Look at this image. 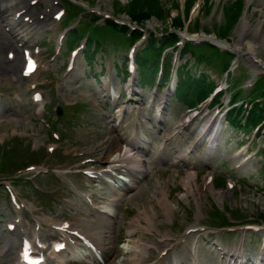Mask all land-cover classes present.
<instances>
[{"label":"rangeland","instance_id":"374dc122","mask_svg":"<svg viewBox=\"0 0 264 264\" xmlns=\"http://www.w3.org/2000/svg\"><path fill=\"white\" fill-rule=\"evenodd\" d=\"M35 1L36 4H34ZM139 1L26 0L27 5L32 10L34 8L32 13L28 7L24 8V4L20 3L21 0H0V169L6 170L1 172L0 176L2 178L10 174L11 176L14 175V178L23 177L26 175L25 169L33 164L38 168L44 167L50 171L71 172L67 175L52 172L32 174L27 179L14 182V186L18 188L20 197L24 201L35 203L41 208L39 214L43 212L42 207H44L47 214L50 209L51 213L49 215L51 217L61 216L64 212L61 210L60 205H63L61 203L64 201L63 197L69 189L70 183L76 181L79 186L86 183L84 175L80 172L78 173L79 176L75 171L86 169L92 166L93 163L105 165L108 162L106 160L109 155L124 148V142L122 140L121 142L117 141L114 133H112L114 121L117 118L115 106L119 107L118 105H120L125 110L123 116L125 123L129 124L128 131L131 134L135 129L138 132L141 130L134 118V113H132L133 108L137 105L131 99L137 101L139 99L155 98L153 93L156 86L151 85V78H148V75L156 78L157 75L155 76L154 72L145 74L144 78L141 79V82L145 83L144 85L153 86L152 90L146 88L141 90L145 93L144 97L126 95L123 92L124 94L118 99V95H115L110 101L109 98L105 97L104 87L100 84L98 77L96 78L94 75L96 71H92L97 70L100 76L102 70L105 69L106 74L103 76V80L107 83L112 75L108 74L106 68L116 66L119 72V81L124 79L122 73L127 75L125 59L130 46L129 43L127 46L120 44L125 43L123 33L108 34L107 30L89 27L91 34H95L93 36V42L95 43H93L92 48L98 45L96 37L102 45L97 48L94 54L90 55L93 58L87 56L86 53H79L74 69L68 71L67 65L70 53L67 50L75 42L74 35H71V41L61 51L59 50L60 39L62 36H67L66 34L70 31L73 32L77 29L86 31L90 25L89 21L78 25L76 17H73V20L68 23L70 25L67 24L68 19L72 17H68V9L73 3L90 7L93 10L99 8L102 12L108 13L117 20L125 23L130 22L133 27L136 24L131 21L130 16L146 13L151 17L146 21L149 28L147 31L156 33L161 39L164 36L169 37L174 28L179 29L177 20L182 19V17L189 19L192 10L197 5H199V9L194 17H191L192 22L189 26L193 34H200L204 30L209 35H216L217 31L222 33L228 24L227 16L232 11L231 19L235 21L226 28V32H223L225 33L224 39L234 47L238 46L239 50L244 53L249 50V45L252 44L255 47L256 59L264 60V0L250 1L251 6L248 11L247 9L242 10L246 5L244 3H247L248 0H154L156 3L154 6L136 5ZM184 1L186 4L185 9H183L185 6L183 5ZM16 2L19 4L13 7L12 4ZM9 5H12L15 10H19L17 13L20 20L24 17L37 20L35 29L37 31L33 32L31 40L36 41V43H33L35 46L32 47V55L36 56L40 68L34 76L29 78H23L22 76L26 55L23 52L19 53L17 49L19 43L14 39L15 37L20 38V36L16 33V30H11V27L8 26L10 31L6 29V16H11L10 14L13 13L12 11L7 12ZM62 9L66 12V16L63 15L56 21L54 16ZM87 13L85 12L82 15L93 19ZM73 14L75 15L76 12H73ZM88 18H84L83 21ZM53 21L55 22L53 28H50L49 24L46 26V23ZM101 24L102 21L98 26L101 27ZM256 27H260L256 34L261 36L263 42L241 43V39L249 38L247 35H251ZM8 34L13 39L9 38ZM84 39L76 45H83ZM137 43L135 49L137 55L152 54L144 49L146 46L145 40ZM24 47H22V50L25 49ZM159 50H162V48ZM168 51L169 55L176 58L177 53L175 54V50ZM210 52L208 49L199 48L196 49L194 54L192 53L194 59H190V55H186L177 62V66L184 67L185 71L188 72L186 74L187 81L192 83L201 74L211 72L218 73L220 77L224 60L220 57L214 59L213 53ZM9 53L13 54V58L9 57ZM89 58L94 62L92 65L87 61ZM119 58L120 60H118ZM144 58L139 59L142 66L146 61ZM189 60L190 63L186 64L185 62ZM236 62L237 67L232 73L233 81H231L233 87L231 86L229 92H225L220 100L221 107H224L225 111L230 110L226 114L223 111L218 115L216 108H208L207 104L188 111V105L194 98V96H191L193 91L180 92L178 98L176 97L172 101L171 109L167 110L163 125L160 126L161 131L158 133L150 127L156 121L153 112L156 107L149 110L148 107L142 105L144 102L138 101L139 107L137 108L145 119L141 127L148 134L151 141L146 152V160L149 162V166L145 167L148 172L138 183L134 192L126 194L124 198L120 197L121 199L117 201L120 204L117 207L116 216L106 217L109 225L106 240L109 254L106 264H110L112 261H123V264L132 263L135 252L124 251L125 245L123 249L122 246L120 248L119 246L121 243L130 240V238L124 236L129 218L133 215H140V211L148 209L150 205H153L156 209V218L154 219L159 232L139 233L137 239H140L142 244L153 243L156 251L153 252L152 259L155 262L159 253L172 246H174L171 249L172 251L181 252L179 242H182L185 233L196 225L201 227L202 231L190 238L189 247L192 248L195 242L198 241L201 246L200 258L202 264L207 262L214 264L213 256L216 247L213 244L223 242L228 243L232 248L235 244L237 248H240L239 244L243 241V237L245 238V244L242 245L245 250L247 249L252 256L258 254L254 252L256 248L255 236L251 237L249 233L245 234L243 232L248 231V227L252 225L262 228L260 220L264 219V138L261 136L262 131L260 129L252 130L247 126L246 117L249 108L244 100L252 96V93L249 92L250 86L263 77L264 69L246 54L237 56ZM168 68L167 65L166 72ZM86 75L90 78H86ZM216 81L219 85H223L225 76L222 75L219 79L216 78ZM127 83L129 84L130 81ZM262 83L264 84V80ZM163 86L159 88L157 93L160 92L159 95L164 97L163 90L165 88ZM240 91H243L242 94H240ZM34 92H38L43 96L45 110H41L42 114L38 112L40 106L33 103L32 94ZM256 93L264 95L263 85ZM18 95L21 96V102L15 101V97ZM231 95H234L233 102L235 104L226 107ZM259 100L264 101L263 99ZM70 104H77V107L67 110L66 107ZM193 104L196 103L193 102ZM59 106H66L61 107L63 112L61 117H57L55 114ZM235 106L237 108H234ZM197 109L198 113L195 112ZM43 113L44 116L42 117ZM189 118L191 119L189 129L194 135L188 131H183V134H179L171 144V147L176 149V151L173 150V157L169 152L170 146L166 147L167 152L162 153L158 144L166 140L170 134L179 132L178 126ZM212 122V127L216 123L220 124L219 145L223 144L222 139L229 137L230 140L228 139L226 145H232V154L231 151L225 153L220 148L216 159L211 161V164L205 165L193 153L192 158L187 160L188 163L182 160L179 161L178 165H173L174 156L176 158L180 155L186 156L188 151L191 150L192 142L196 140V137L201 138L203 135L201 133L205 127L211 125ZM155 125L158 124L155 123ZM209 136L210 133L207 132L206 136L201 138L202 143L199 147L200 150L198 149L199 152L197 150L198 155H205L207 149L205 142ZM237 141H241V147L235 150L234 143ZM50 146L55 148L53 152L49 149ZM178 150L182 153H178ZM99 167L97 165L96 169H99ZM189 173L197 176L196 184H193L196 197L188 194V191L182 186L183 180ZM207 176L213 177V192L207 191L204 187ZM1 178L0 182L3 180ZM32 181L39 185L41 191L35 189ZM229 184L232 185V188ZM196 185L199 191L204 194H198L199 191ZM0 187V264H14L16 260L15 253L18 252L19 236L7 234L4 228L7 218L12 220V218H17L18 215L14 211V206L9 202L7 192L4 191L1 185ZM162 188L168 192L169 200L174 204L171 221L168 223L165 222L163 209L155 205L156 195ZM108 192L109 197L114 196L112 192ZM122 194H125V192L123 191ZM181 197L187 198L182 199ZM55 198L59 200V203H55ZM195 198L200 200V213ZM81 206V204L79 206L77 204L76 207L80 208ZM70 208L72 207L69 206L67 209L69 211L67 212L69 215L65 217L67 219H70L72 213ZM141 221L144 225H147V222ZM33 226L34 223H32ZM240 228L243 229V232H235V229ZM238 238L240 240H237ZM163 240L165 241L160 243ZM6 243L9 251L3 252ZM132 244L133 242L130 243V245ZM232 248L228 249L229 252ZM144 255L145 260L143 259L141 264L149 262L147 260L149 252ZM232 261L234 263L235 260Z\"/></svg>","mask_w":264,"mask_h":264},{"label":"bare ground","instance_id":"6f19581e","mask_svg":"<svg viewBox=\"0 0 264 264\" xmlns=\"http://www.w3.org/2000/svg\"><path fill=\"white\" fill-rule=\"evenodd\" d=\"M40 2V1H39ZM21 4H24V8H27L32 11L33 13V10L32 8L27 5L26 3V0H21L20 2ZM9 4H12V3H9ZM16 4H19L18 2H16L15 4H12L13 7L14 5ZM12 5H9L8 8H7V12H10L12 11L13 14H12V17L9 16L8 18V24L9 25H12V27H15L17 28L18 31H20V35H23L22 37V41H26V42H23V46L25 47H31V43H33V41L31 40L32 39V36L30 35V31L31 30H28L31 25L28 24V27L27 29H24V25H22V22L17 19V12L19 10H15ZM199 8H195V11L194 13L197 12ZM50 26H54V23H48ZM35 28V27H34ZM260 27H256V29L251 33V35H247L249 36V38H244V39H241V43H260V42H263V39L261 38V36H257L258 34H256L258 31H259ZM25 32V33H24ZM185 37H192V38H196V36H189L187 34H184ZM21 40H19V42L22 43ZM214 41V40H213ZM216 43H221V45H223L222 43L223 42H219V41H214ZM28 43V44H26ZM26 44V45H25ZM231 48V47H230ZM235 51L238 52V53H241V51L239 50L238 46L237 47H234ZM19 53H22V48H20L19 50ZM247 53V56L253 58V57H257L256 55V51H255V47L251 44L249 45V50ZM260 61V66H264V60H259ZM109 89V86H107V90ZM164 110V109H162ZM123 111V109L121 107H118V110H117V119H121L122 118V115L120 114L121 112ZM163 114H164V111H163ZM187 123H182L180 125L181 128H186L188 126H186ZM138 151H136L135 149L132 150V151H129V152H126L125 154H118V156L116 157V161L117 162H121V163H126V164H129L130 162H136L139 164L143 163V152H144V148L143 147H140V148H136ZM146 150V149H145ZM134 151V153H132ZM119 153V152H118ZM123 155V156H122ZM114 160V161H115ZM142 165V164H141ZM136 168H140L138 171L144 173V168L142 166H136ZM136 178V177H135ZM119 180L122 181L121 178H118ZM205 187H206V190L207 191H210V192H213V186L210 182L209 179H206L205 180ZM193 184H196V174H187V177L183 180V185L185 186L186 190L188 191V194H192V195H195V189L193 187ZM196 188L198 189V186L196 185ZM199 191V189H198ZM117 193V192H116ZM198 194L202 195L204 193H201V191L198 192ZM183 199H186L187 197H181ZM156 203L161 206L164 210V214L165 216L167 217V220L170 219V216L173 212V205H172V202L169 200V194L167 191H165L163 188L160 189L158 191V194L156 195ZM196 202H197V206L199 208V213H200V200L196 199ZM151 211L154 212V207H151ZM105 213H111L110 211H107V210H104V214ZM154 214H151L149 213V217L147 219V221L149 222V229H152L154 227ZM153 220V221H152ZM134 223H136V227H135V230H138V229H142V224L140 223V220H136L134 221ZM150 246L149 245H143L141 244L140 240L139 241H136L132 247V249L136 252V256L132 259V263L131 264H140L139 262V256L142 257L146 251V249H148ZM144 251V252H143ZM143 254V255H142ZM57 264H64L63 260L62 259H59L57 261ZM114 264H121V263H114ZM177 264H180L179 262H177Z\"/></svg>","mask_w":264,"mask_h":264},{"label":"trees","instance_id":"16d2710c","mask_svg":"<svg viewBox=\"0 0 264 264\" xmlns=\"http://www.w3.org/2000/svg\"><path fill=\"white\" fill-rule=\"evenodd\" d=\"M155 13H156V10H155ZM149 16L148 14L146 13H140L138 16H134L133 18H135V20L137 21H140V20H143V19H147ZM188 47H191V46H188ZM230 59L232 58L231 55H229ZM146 68V67H145ZM184 79H180V86H179V93L180 92H183L184 90H186L189 86V83L186 82V81H183ZM191 86H193L196 91H198L200 93V91L203 89V86H199L198 83L196 84H192L190 83ZM262 88V86L259 87V89ZM263 88H264V84H263ZM259 96H264V95H261V93H257ZM256 113L252 116V117H256L255 116Z\"/></svg>","mask_w":264,"mask_h":264}]
</instances>
